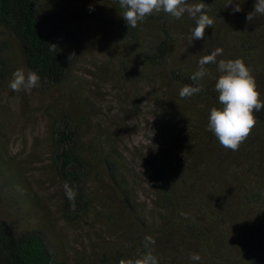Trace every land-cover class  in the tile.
I'll use <instances>...</instances> for the list:
<instances>
[{
    "label": "trees",
    "instance_id": "1",
    "mask_svg": "<svg viewBox=\"0 0 264 264\" xmlns=\"http://www.w3.org/2000/svg\"><path fill=\"white\" fill-rule=\"evenodd\" d=\"M68 1L0 0V93L12 91L18 69L39 75L32 89L44 99V153L58 189L55 214L38 189L1 168L13 157L0 144V264H128L148 251L158 264H264V109L239 149H225L208 129L211 109L222 107L221 73L209 64V75L191 79L199 59L221 48L217 61L242 59L264 102V15L246 20L255 0H188L204 3L214 22L200 40L187 14L154 12L128 28L119 0ZM89 74L118 106L114 118L88 96ZM185 85L202 91L181 98ZM151 124L154 142L127 139ZM58 217L96 227V245L58 240ZM146 236L155 244L146 248Z\"/></svg>",
    "mask_w": 264,
    "mask_h": 264
},
{
    "label": "clouds",
    "instance_id": "2",
    "mask_svg": "<svg viewBox=\"0 0 264 264\" xmlns=\"http://www.w3.org/2000/svg\"><path fill=\"white\" fill-rule=\"evenodd\" d=\"M119 6L123 9L120 16L128 28L137 27L138 23L143 22L154 12L162 11L176 19L187 14L196 24L191 30L192 40L204 39L206 28L211 27L214 23L204 11V3L190 4L188 0H119ZM233 11H241L240 5L235 4ZM256 14L264 15V0H255L254 10L247 14V22L252 21ZM222 53L223 49L217 48L211 54L202 56L198 61V70L192 74L191 79L193 81L202 80L206 75H209L206 65H217V71L221 75L216 80L215 90L219 94L218 100L222 107L211 109L208 129L215 134L221 146L236 151L256 124L254 110L264 109V102L260 100V92L257 90L256 80L251 69L240 58L217 61V56ZM39 81L40 77L36 72L29 71L25 75L23 70L18 69L13 72L9 87L17 92L21 89L31 90L39 86ZM201 91L200 85H185L181 88L179 96L181 98L191 97ZM64 189L67 198L75 207V190L67 183H65ZM145 241L146 248L148 244H155V240L150 236H146ZM190 259L199 261L201 257L199 254H193ZM121 264L124 262L121 261ZM128 264H158V262L152 252L148 251L142 258L135 262L128 261Z\"/></svg>",
    "mask_w": 264,
    "mask_h": 264
},
{
    "label": "rangeland",
    "instance_id": "3",
    "mask_svg": "<svg viewBox=\"0 0 264 264\" xmlns=\"http://www.w3.org/2000/svg\"><path fill=\"white\" fill-rule=\"evenodd\" d=\"M68 0H61V4H68ZM76 9H79V6H75ZM66 8L63 9V11ZM74 9V8H73ZM89 79L93 80L91 88H89L88 96L92 99L98 98V100L104 105V107L110 110V115L115 117V114L118 113L119 108L116 106V103H112L113 107L111 108L110 103L107 99L101 98L105 95L97 92V84H95L93 75H90ZM61 91V90H59ZM37 90L31 89L28 93L24 94L22 90L20 91H8L0 93V144H7L10 148L11 158L9 161L5 162L3 160L1 168L7 171H13L19 173V178L14 179V182L17 186H24V179L28 185L35 187L40 191L41 196H43V202L46 205V209L49 208L50 212L55 211L57 214L58 206L55 203V198L57 197L58 189L52 183L51 171L47 165L48 156L44 151L47 149L46 138L49 131V120L46 117L45 110L42 107L44 99H38ZM90 94V95H89ZM59 94H52L50 97L51 100H59ZM36 99H38L36 101ZM77 101L75 96L71 98L70 105L76 106ZM108 116V120H109ZM142 117L138 118L141 119ZM137 121L135 118L134 122ZM153 123V121H152ZM116 125V123H113ZM154 124H151L149 130L141 129L132 131L129 141L136 140L137 143L146 145L148 142H154L157 134L152 132V127ZM5 134L6 136H3ZM127 134V133H126ZM6 153V155H9ZM14 167V169L12 167ZM19 171H16L15 169ZM1 181V179H0ZM0 185L2 183L0 182ZM57 189V190H56ZM4 192L0 191L1 195H4ZM55 197V198H54ZM3 203V202H2ZM5 204V203H3ZM56 228V236L58 240L63 242L69 241L71 245H82V240L80 237H88L84 239L85 244H90L92 241L96 245L97 240L94 231L98 229L92 227L90 229L82 228L74 223L68 222L66 220L60 219L58 217L54 223ZM90 235V237L88 236ZM93 249L89 254H94ZM97 250V249H96ZM88 256V255H87Z\"/></svg>",
    "mask_w": 264,
    "mask_h": 264
}]
</instances>
